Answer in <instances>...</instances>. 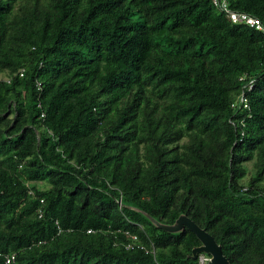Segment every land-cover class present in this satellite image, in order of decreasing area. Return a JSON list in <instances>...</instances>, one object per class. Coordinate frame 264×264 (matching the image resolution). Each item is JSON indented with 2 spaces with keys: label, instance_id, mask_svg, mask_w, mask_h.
I'll return each mask as SVG.
<instances>
[{
  "label": "trees",
  "instance_id": "1",
  "mask_svg": "<svg viewBox=\"0 0 264 264\" xmlns=\"http://www.w3.org/2000/svg\"><path fill=\"white\" fill-rule=\"evenodd\" d=\"M211 1L0 0L1 254L264 264V34Z\"/></svg>",
  "mask_w": 264,
  "mask_h": 264
},
{
  "label": "built area",
  "instance_id": "2",
  "mask_svg": "<svg viewBox=\"0 0 264 264\" xmlns=\"http://www.w3.org/2000/svg\"><path fill=\"white\" fill-rule=\"evenodd\" d=\"M211 2L215 10L223 14L231 24L244 25L249 28H253L259 33L264 34V26L259 19L243 12H236L231 10L228 6L227 0H212ZM247 89H250V85ZM240 103L244 107H246V100L243 94L240 97ZM0 257L3 259L4 264H15V255L12 253H0ZM198 262L199 264H207L209 262V258L205 254H200L198 257Z\"/></svg>",
  "mask_w": 264,
  "mask_h": 264
},
{
  "label": "water",
  "instance_id": "3",
  "mask_svg": "<svg viewBox=\"0 0 264 264\" xmlns=\"http://www.w3.org/2000/svg\"><path fill=\"white\" fill-rule=\"evenodd\" d=\"M183 226L188 227L201 243L199 247L193 250V259H196L198 254L203 253L210 256L208 264H230L228 259L223 255L221 247L215 242V240L186 217H181L178 220L177 226L173 228H165V230L175 232L180 230Z\"/></svg>",
  "mask_w": 264,
  "mask_h": 264
},
{
  "label": "clouds",
  "instance_id": "4",
  "mask_svg": "<svg viewBox=\"0 0 264 264\" xmlns=\"http://www.w3.org/2000/svg\"><path fill=\"white\" fill-rule=\"evenodd\" d=\"M203 254V253H202ZM206 255V254H205ZM209 258V261H210V256L208 257Z\"/></svg>",
  "mask_w": 264,
  "mask_h": 264
}]
</instances>
